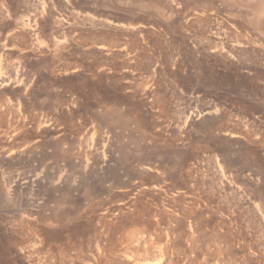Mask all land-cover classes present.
I'll return each mask as SVG.
<instances>
[{
  "label": "rangeland",
  "instance_id": "374dc122",
  "mask_svg": "<svg viewBox=\"0 0 264 264\" xmlns=\"http://www.w3.org/2000/svg\"><path fill=\"white\" fill-rule=\"evenodd\" d=\"M258 1L0 0V264H264Z\"/></svg>",
  "mask_w": 264,
  "mask_h": 264
},
{
  "label": "bare ground",
  "instance_id": "6f19581e",
  "mask_svg": "<svg viewBox=\"0 0 264 264\" xmlns=\"http://www.w3.org/2000/svg\"><path fill=\"white\" fill-rule=\"evenodd\" d=\"M255 7H256V10H257V12L258 13H262V14H264V0H259L257 3H256V5H255ZM25 25V24H24ZM27 25V24H26ZM26 28V27H25ZM30 30V29H29ZM28 31V30H27ZM93 37V36H92ZM96 38H98V37H96ZM95 42V41H94ZM112 47V46H111Z\"/></svg>",
  "mask_w": 264,
  "mask_h": 264
}]
</instances>
